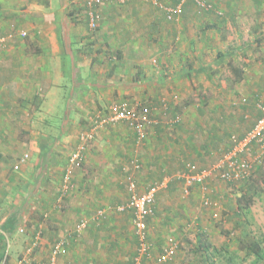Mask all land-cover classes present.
Here are the masks:
<instances>
[{
	"label": "crops",
	"instance_id": "0c3cea01",
	"mask_svg": "<svg viewBox=\"0 0 264 264\" xmlns=\"http://www.w3.org/2000/svg\"><path fill=\"white\" fill-rule=\"evenodd\" d=\"M213 1L221 16L188 3L173 23L146 0L106 5L93 31L86 0H0V264H17L35 241L29 264L47 263L82 220L88 229L58 264H234L233 256L254 264L205 229L207 210L216 211L205 200L221 208L223 187L233 184L214 176L186 197L180 177L188 164L210 169L233 135L254 126L264 103V0ZM125 100L153 113L144 141L125 123L98 128L67 184L81 134ZM132 182L140 193L165 184L147 219L146 255L133 213L115 211ZM235 185L240 197L247 183ZM237 200L230 211L239 216ZM99 211L105 215L93 221Z\"/></svg>",
	"mask_w": 264,
	"mask_h": 264
},
{
	"label": "built area",
	"instance_id": "2783aa9c",
	"mask_svg": "<svg viewBox=\"0 0 264 264\" xmlns=\"http://www.w3.org/2000/svg\"><path fill=\"white\" fill-rule=\"evenodd\" d=\"M134 0H86V9L88 15V23L91 30L95 31L99 28L102 21V8L106 5H127ZM154 7L164 13L167 21H175L184 11V5L189 0H182L176 6L166 5L163 0H146ZM197 8L207 11H216L213 0H191ZM216 14H222L216 11ZM221 16V15H220ZM26 32H22V36H26ZM260 116L256 120L254 126L242 137L233 135L232 147L222 157L207 170H200L196 164H188L186 172L181 175V179L186 182L184 194L186 197L192 193V187L195 183L203 184L207 179L217 176L227 183L240 184L249 181L254 175L257 168L264 162V103L259 105ZM155 122L151 109L142 107L139 103H132L129 100L113 103L106 112L99 113L94 117L93 129L91 132L82 133L80 136V144L76 147L70 157V167L67 169L65 182L68 184L72 180L73 167H79L85 161L88 142L95 138V131L106 125H115L117 123H125L134 132L137 140L141 143L147 135L148 128ZM174 123H180L178 117ZM27 156L19 160L20 164L26 162ZM16 169L19 165L15 166ZM164 183L152 182L148 188L140 193L137 191V184H130V196L127 202L117 205L115 211L117 213L131 212L133 213V223L136 231V236L139 241V250L142 255L150 253L151 247L148 237V221L147 219L155 214V206L159 193L163 190ZM207 191L208 188L206 187ZM204 204L206 207L214 206L210 199H206ZM103 211H99L92 220L96 221L98 217L104 216ZM215 216V213H214ZM218 217V216H215ZM90 221L82 220L76 226L74 235L68 238L58 240L52 249L51 258L45 264H58L57 258L65 255L70 246L79 242L80 236L88 229ZM24 232V229H20ZM40 234L37 235V239ZM38 244L35 241L30 246L24 256L20 258L17 264H29V261L34 254V248ZM173 246V244L171 245ZM172 251H166L161 257L162 261H166ZM135 264H142L138 258ZM159 264V263H157Z\"/></svg>",
	"mask_w": 264,
	"mask_h": 264
},
{
	"label": "rangeland",
	"instance_id": "374dc122",
	"mask_svg": "<svg viewBox=\"0 0 264 264\" xmlns=\"http://www.w3.org/2000/svg\"><path fill=\"white\" fill-rule=\"evenodd\" d=\"M177 20L178 18L175 21ZM175 21L169 22L173 23ZM217 161L218 160H215L213 164H211L214 165ZM261 167H263L264 173V162ZM241 186L233 184L228 185V187H223L226 192V194L224 193L223 195H225L226 197L224 196L221 201H223L224 199L227 205V209L223 210L225 207V202L221 203L220 201V203L223 204V206H221L220 208V206L215 205V203L212 201L214 206H210L209 208L216 207V211H212L211 209L207 208L208 220L205 229L207 233L211 235L212 242L220 244L229 241V243L231 242V244L238 245L240 247L239 250H241L240 254L247 258V250L245 251L244 248L248 245H252L258 242V245H261V248L264 249V174L263 176L259 177L258 182H256L255 188H257V192L259 193V195L257 194L256 197H254V204L249 210L250 212L247 211L244 215L240 214V216H238L236 211V213L232 215L230 211V203L231 201L233 204L236 203V199H238L239 197L238 194L242 191ZM214 213L215 216L218 217H215ZM191 239L194 240V238L192 237ZM189 241L193 242L192 240ZM11 246L12 248L10 250H7V252H11L13 250L14 245ZM3 252L6 253V251ZM223 257L224 256H219L218 258L223 259ZM253 257L254 256H250V259H252ZM231 259L234 264H246V262H244L245 258L242 259L239 256H233ZM228 264L233 263L229 262Z\"/></svg>",
	"mask_w": 264,
	"mask_h": 264
},
{
	"label": "trees",
	"instance_id": "16d2710c",
	"mask_svg": "<svg viewBox=\"0 0 264 264\" xmlns=\"http://www.w3.org/2000/svg\"><path fill=\"white\" fill-rule=\"evenodd\" d=\"M188 3H192L193 5H195L194 2L191 0L188 1L186 4ZM255 182H256L255 177L252 176L247 182L246 190L244 191V194H242L237 200L238 206L240 208L239 214L241 215H244L247 211L251 209V207L254 204V197H256L257 194L259 195V193L257 192V188H255L256 186ZM3 241H4V237L2 239V235L0 234V253H1L0 260L4 257V252L1 247ZM244 250L245 251L247 250L246 251L247 256L255 257V260L253 262L254 264H264V249L261 248V245H258V242L252 245H248L247 247L244 248Z\"/></svg>",
	"mask_w": 264,
	"mask_h": 264
}]
</instances>
